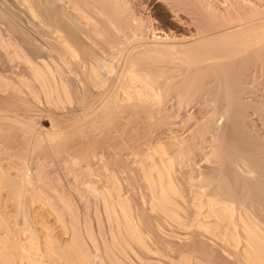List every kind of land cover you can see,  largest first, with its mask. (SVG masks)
Here are the masks:
<instances>
[{
	"label": "bare ground",
	"instance_id": "6f19581e",
	"mask_svg": "<svg viewBox=\"0 0 264 264\" xmlns=\"http://www.w3.org/2000/svg\"><path fill=\"white\" fill-rule=\"evenodd\" d=\"M131 1L15 0L26 6L37 23L45 20L40 25L49 27V37L39 25L36 28L44 32L37 29L39 35L50 39V58L28 59L14 46L10 34L1 31L0 48L9 63L24 61L29 65L30 85L50 105L64 107L77 99L86 106L98 98L100 105L94 110L92 103L90 115L100 116L103 125L110 123L109 117L117 119L115 114L130 110L131 117L126 116L132 124L117 141L115 156L120 165L130 159L137 165L133 176L145 190L143 205H133L134 201L125 197L116 172L111 175L112 183L103 189L90 181L85 184L103 204V213L100 206L97 211L109 228L106 256L114 264H264V215L258 217L251 211L253 205H247L252 198L239 165L256 164L262 160L259 155L264 158V149L251 131L255 117L247 113L255 95L260 94L255 93L259 89L264 93V0H146L154 9L146 14ZM40 4L49 11L42 10ZM8 82L0 74V85L9 86ZM256 84L262 87L253 88ZM249 86L256 91L250 96L255 99L247 100ZM88 88L98 92L90 96ZM15 100L14 105L18 104ZM212 104L219 107L209 109ZM21 121L18 116L1 113L0 131L19 130L26 136L38 129L30 122L20 129L17 124ZM50 130L45 131L47 138L43 137L53 151L61 135ZM208 150L210 155L205 153ZM200 153L205 154L198 162ZM212 156L218 166L203 169L199 163L210 164ZM22 184L17 195L25 203L23 217L35 226L30 235L40 243L33 264L101 263V247L95 245L97 250L90 251L84 229H75L76 219L72 221L74 229L52 233L58 224L65 227L63 216L43 191L29 192V174ZM23 195H27L25 201ZM165 226L188 233H165ZM91 228L85 231L93 242ZM16 248L31 258L28 247Z\"/></svg>",
	"mask_w": 264,
	"mask_h": 264
},
{
	"label": "rangeland",
	"instance_id": "374dc122",
	"mask_svg": "<svg viewBox=\"0 0 264 264\" xmlns=\"http://www.w3.org/2000/svg\"><path fill=\"white\" fill-rule=\"evenodd\" d=\"M139 1L142 3H140ZM135 2H137V5H135ZM145 2L146 0H138V1L134 0V2L132 3L136 6L137 9L139 7L141 9L142 7L143 9H146L144 8V6L147 7L146 9L147 11L145 10L143 11V9L138 10L140 11L141 14L150 13L149 11L152 10L154 12V9L151 8L152 7L150 5L151 3L149 1L147 3ZM40 5H42L41 6L42 10L44 11L47 10L45 7H43L44 6L43 4ZM45 6L47 7V5ZM43 15H46V13L44 12ZM45 19H48V17ZM37 20L38 19L36 18L32 19L30 12L26 8V6L16 4L15 0H0V31L4 32V34H10L12 43L14 44V46H16V48L21 49V52L25 57H28V59H31L32 61L38 62L42 58L49 60L50 39L47 38L49 36L46 35L49 33V27L44 25L45 27L43 29L40 25V23L41 22L44 23L45 20L40 21V23L39 22L37 23L36 22ZM37 25H39L45 33L43 31H40L41 28H36L38 27ZM37 29L39 30V32L44 33L45 34V35L43 34L44 36H47L45 37L46 39L42 37V34L39 35ZM41 48H43L44 50ZM38 49H40L44 53H42ZM0 74L3 75L9 81L8 82L9 86H6L4 84L0 85V114L6 113L20 117L23 120L21 121L22 123L17 124V127H19L20 129L24 128V124L25 123L27 124L28 122L32 123L33 125L35 124L36 126L35 125L34 126L38 128V129L35 128L36 130L34 131L32 130L33 132L32 134L26 136H23L19 130H12L10 132L9 131L5 132L4 131L5 129H2L3 132L2 130L0 131V163H2L3 165V167L0 166V263L1 264H33L32 261L34 259L35 261H37L38 258L37 254L40 243L36 238L34 239V237H31L32 235L31 233L35 230V226L32 223L26 221V219H24L23 217L24 211L22 204L25 203L20 201V197L17 195L19 194V191L22 192L21 190L23 189L22 182L25 181L26 175L29 174L32 179V184L28 186L29 192L41 194V192L43 191L42 195L45 197L47 196L48 198L51 197L50 199H52V204L54 205L55 209H57L60 212V214L63 216L65 227H63L61 224H58L57 229H54L52 233H56L57 231L58 233L62 232V229H74L75 227L74 225L76 223L75 229H81V230L84 229V231L83 230L82 231L85 237L87 238V241H89L90 244L89 246L92 247L90 248V251L92 250L91 252H95L97 250L93 248L95 245H96L95 247L97 248L101 247L98 248L100 249L98 252H100L99 255L101 257V263L100 262L97 263L114 264L111 261V259L107 258L106 256L107 250H106L105 242L106 240H108L106 229L109 228L106 222H104L105 219H103L104 216L102 215L103 212L101 211L103 208V204L101 200L98 201V199L93 197L87 191L85 184H87V182L90 181L89 183H97V187L99 189H103L106 183H107L106 186L112 183L109 181L114 180L112 176L116 172L117 176H119V180L120 181L122 180L121 184L123 186V194H125V197H130L131 200L134 201V202L132 201L133 205L136 204L139 207L143 205V203H141L142 200L141 197H142V193H144L145 190L141 188L143 187L141 184L138 185L137 183L139 181L138 178H137L138 181H135L136 177L134 178L133 176L137 174L135 173V171L137 170L135 169V167H137V165L132 163L133 159H130L128 161L125 160L126 165H122V164L120 165L117 161V156H115V153L117 152L116 150L117 148L116 144L118 143L117 141H120L122 138L125 137L126 135L125 132L129 130L132 124L131 123L132 119L129 118V116L131 115L130 110L129 111L126 110L124 115L121 112L120 114L123 115V116L121 115L122 117L120 115L118 116L117 114H115L113 117L117 119H111L112 117L111 118L109 117L108 119L110 123H108L107 125H103V121L99 120L100 116H95L94 114L90 115V113H92L100 105L99 101H97L98 98L92 102L94 106L93 108L94 110L92 109V103L89 105L87 104L86 106H84L85 105L84 103L80 105V102L77 101V99L70 101L68 104H65L64 107L63 106L60 107L57 105V107H60L57 109V107L55 106L56 104L54 105L53 103L50 105L45 100L46 98L43 94L41 93L35 94V87L33 88L29 83V81L32 78L31 77L32 72L29 65H27L24 61H15L13 64L9 63L7 59L4 57V52L1 50V48H0ZM20 78H24L23 82L20 80ZM257 84L256 86L252 85L253 88L256 87V89H259L262 87L260 86L258 88ZM251 87L249 86L248 88V92L250 94H249V99L247 98V100H250L252 98L255 99L254 95L252 98H250V96L253 94L254 91V90L252 91ZM250 89L252 92H250ZM262 90L263 89H261L260 91L259 89L258 91L260 92L254 91V93L256 92L255 94L257 95L258 93L261 94L263 92ZM87 91H89L88 94L90 96H93V94L98 92L95 91L93 93L91 88H88ZM78 92L79 94H81V90H79ZM260 94H259L260 97L255 95L256 99L253 101L254 103H252L251 105L248 104L251 108L249 106L247 107L248 108L247 113L249 114V117H253V118L255 117L253 122H255L257 126L255 124L253 125L254 128L257 130L253 129L251 131L252 133L254 132L253 133L254 135L255 134L257 135V136L255 135L254 140L256 142L258 141L257 144L260 142L258 146L260 145L259 147L264 149L263 147L264 145H262L264 144V108H262L264 107V98H262L264 97L262 96L264 95V93H262V95ZM15 99H18V104L16 105H14L13 103L14 101H16ZM191 105H189L188 108H190ZM214 105L215 104H212L208 108L212 109V107L214 108L216 106ZM83 106L84 108L86 107L85 110ZM86 111L87 113H85ZM127 113L129 114V116L128 115L126 116ZM92 116L93 118H91ZM217 117L218 119L220 118L219 115ZM110 120H112V122ZM178 121L181 122V119H179ZM90 122H92V124ZM223 122H224V118H221L220 123ZM54 123L57 125V128L55 129L52 128V124ZM118 123L120 124L118 125ZM192 124L193 123H191V125ZM95 125L97 126L96 128ZM98 128H100V130L102 129L101 131L103 133L100 130L95 131V129ZM50 129H52V132L54 130V134L61 135V140L59 142L60 144L57 145L59 148L58 147H57L58 149L54 148L55 150L53 151L52 149L50 150V148L48 147L47 144L48 140H45V138H47L46 137L47 133H45V131L47 132V130ZM59 131L60 133H57ZM120 133L123 134L121 135ZM83 134H87V135H83ZM119 134L120 136L118 137ZM43 136H45V138ZM112 136L114 138H112ZM208 137L212 138L211 135H209ZM210 138H208L209 141H211ZM213 140L214 138L212 139V141ZM44 142H47L46 143L47 146L46 144H44ZM62 143L63 145H61ZM42 146L44 148H42ZM54 152L56 153L54 154ZM208 152L209 150L205 153L208 155ZM204 154L200 153L199 154L200 156L197 158V160L201 159V157L203 158ZM103 155L105 156L103 157ZM258 157H257L258 160L259 159L264 160V158H260L262 156L259 155ZM212 158H214V160ZM212 160L215 161L216 160L215 157L212 156L210 158L211 161L210 164H208L205 161H202L199 164L200 165L203 164L202 166L203 169L206 170L213 169L217 167L219 163H217L218 160H216L215 162H212ZM261 161H258L256 164L255 163L252 164L249 161V163H247L248 166L246 164H242V165L239 164L242 168L241 169L239 166V168L241 169L239 170L241 171L242 178L244 179L243 182L246 181L244 185L245 187L248 188V191L250 193L249 196L250 198H252V199H248L247 205L248 206L253 205L252 206L253 208L250 207L251 211L258 213L257 215L258 217L259 214L260 217L261 215H264V162L262 163ZM203 162H205V164ZM250 164H252V166ZM205 165L208 167H206ZM258 165L261 167H259ZM73 173H75V176ZM90 174L92 175L90 176ZM5 177L8 180H6ZM105 178L107 180H105ZM6 181H8L9 183ZM247 182L248 183L250 182L249 183L250 185ZM127 191L129 194L125 193ZM23 196L21 197V199L25 201L27 195L26 196L23 195ZM252 200L254 201V204ZM257 203L259 204L257 205ZM66 204H68V207L65 206ZM97 206H100L98 207V209L102 213H100V211H97L98 210ZM69 208H71V210H69ZM258 208L260 209L258 210ZM47 209L50 210L49 208ZM46 210H44L43 212L45 215H48L49 213H46ZM150 217L152 216L150 215ZM50 218L52 219V217ZM74 219H76L75 220L76 222L73 221ZM72 221L75 223H73ZM100 226L102 227L99 228ZM8 228L10 229V231ZM21 228H23L24 230ZM90 228H91L90 234L95 235V237H93L94 235L92 236L94 239L93 242L95 243H93L92 240L90 241L89 237H87L88 233L87 231H85V229H90ZM102 228L105 231H103ZM155 228H158V225L155 226ZM156 230H157L156 232H158L159 229ZM162 230H164L163 232L165 233L171 232L169 234H172L174 233V231H176L177 233L179 232V234L182 236L188 233L185 230L172 229L171 227L169 228L168 226L163 227ZM151 234L158 235V233L155 232H152ZM190 240H192V238ZM190 240L187 242H191ZM29 242H32L33 244L32 247L29 245L31 244ZM98 242H100V245ZM19 245H23L26 248L28 247L27 250H29V252L31 251L30 252L31 258H25L22 254H19L16 248Z\"/></svg>",
	"mask_w": 264,
	"mask_h": 264
}]
</instances>
